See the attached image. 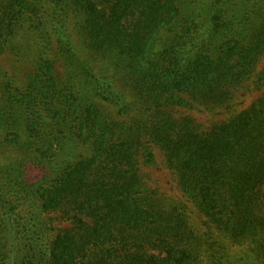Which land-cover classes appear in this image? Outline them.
Returning a JSON list of instances; mask_svg holds the SVG:
<instances>
[{
  "label": "trees",
  "instance_id": "16d2710c",
  "mask_svg": "<svg viewBox=\"0 0 264 264\" xmlns=\"http://www.w3.org/2000/svg\"><path fill=\"white\" fill-rule=\"evenodd\" d=\"M263 62L264 0H0V264H264Z\"/></svg>",
  "mask_w": 264,
  "mask_h": 264
},
{
  "label": "rangeland",
  "instance_id": "374dc122",
  "mask_svg": "<svg viewBox=\"0 0 264 264\" xmlns=\"http://www.w3.org/2000/svg\"><path fill=\"white\" fill-rule=\"evenodd\" d=\"M264 63V62H263ZM196 118H197V120H203L204 121V116H200V114H197L196 116H195ZM156 172V171H155ZM154 172V170H153V178L155 179H158L159 180V183L162 185V186H165V183L168 181V179H169V177H168V175L167 174H165L163 171H159V172H157V173H155ZM35 175V172L34 171H30L29 173H28V178H30V177H33Z\"/></svg>",
  "mask_w": 264,
  "mask_h": 264
}]
</instances>
